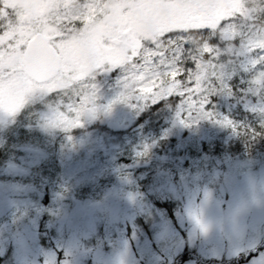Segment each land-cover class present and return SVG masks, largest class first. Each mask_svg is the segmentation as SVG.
Returning <instances> with one entry per match:
<instances>
[{
	"label": "rangeland",
	"instance_id": "obj_1",
	"mask_svg": "<svg viewBox=\"0 0 264 264\" xmlns=\"http://www.w3.org/2000/svg\"><path fill=\"white\" fill-rule=\"evenodd\" d=\"M135 4L213 14L141 30L124 23ZM37 33L61 60L42 85L23 73ZM157 96L179 101L148 130ZM206 128L227 131L224 165L198 155ZM262 141L264 0H0V264H264V247L240 258L264 242Z\"/></svg>",
	"mask_w": 264,
	"mask_h": 264
},
{
	"label": "trees",
	"instance_id": "obj_2",
	"mask_svg": "<svg viewBox=\"0 0 264 264\" xmlns=\"http://www.w3.org/2000/svg\"><path fill=\"white\" fill-rule=\"evenodd\" d=\"M211 43L215 44L216 40H211ZM218 43H220L221 46L224 44L223 41H219ZM183 68H189V65L184 64ZM234 81H235V83H238L237 79H235ZM189 83H187V81L184 79V77H180L176 81V84H178L181 87V89L189 86L190 84L192 85V82L190 84ZM178 101H179V99L177 97L174 98L173 96L168 97V98L158 97L155 104H151L150 98H148L146 103H145V107L143 109L141 119H138V122H141L145 118V120L149 121V123L151 125V126L147 127L146 129L156 131L157 129L152 126V122H150V121H152L153 117L156 114L166 113L168 111L169 112L173 111L175 106L177 105ZM241 115L246 117V118H249V117H247L248 114L241 113L240 116ZM254 126H255V124H254ZM255 131H260V126L258 124H256ZM78 133H80V130H77V131L73 132L72 134L76 135ZM204 136H205V140L200 141V143H201L200 147L198 144V147H199L198 148V155H199V157H201L203 159H210V160L215 161L217 164H223L224 165L226 162V160H225V149H226V143H227V139H226L227 131L221 133L220 135L214 136V135H211L206 128L204 135L202 137H204ZM236 137L237 138L233 141V144L235 145V149L242 148L243 144L245 145L246 142L244 143V139H242L241 136H236ZM249 145L253 146V144L250 142H249ZM261 147H262V149H264V144H262ZM179 203L180 202L173 200V198H165V199H162L159 201L157 200L154 202V204L158 208L164 209L169 214V216L171 217L173 224L176 228H178V225H177V223L173 217V210L178 205L180 206ZM263 238H264V235L262 236V239ZM263 244H264V242L259 246V248L255 252L250 253L248 255V257H246V256L240 257L241 260H243L242 263L246 262L250 257L251 258L254 257L256 255V253H259V250L264 247ZM192 257H196L197 262L203 263V264H229V262H228L229 260H223V259L222 260L202 261V259H200L195 252H191V254H190L189 250H185V252L183 254H181L180 256H177L176 259H174L173 264H183L186 260L191 259ZM236 264H239V263L236 262Z\"/></svg>",
	"mask_w": 264,
	"mask_h": 264
},
{
	"label": "water",
	"instance_id": "obj_3",
	"mask_svg": "<svg viewBox=\"0 0 264 264\" xmlns=\"http://www.w3.org/2000/svg\"><path fill=\"white\" fill-rule=\"evenodd\" d=\"M114 43L117 44V41ZM59 70L60 59L50 46L49 40L41 34L30 39L24 51L23 73L36 83H44L57 76ZM9 169L12 172L24 173L14 167Z\"/></svg>",
	"mask_w": 264,
	"mask_h": 264
},
{
	"label": "flooded vegetation",
	"instance_id": "obj_4",
	"mask_svg": "<svg viewBox=\"0 0 264 264\" xmlns=\"http://www.w3.org/2000/svg\"><path fill=\"white\" fill-rule=\"evenodd\" d=\"M160 10H162L160 8ZM154 9H145L140 4H135L132 6V13L124 18V23L128 25L130 28H140L143 30L145 28V25H149L150 23H155L158 21H169L170 24L177 25L179 23H184L185 25H188L189 23H195L199 20H205V11H197L196 9H192L190 7H176L172 6L171 10H167L163 12V15H160V13H155ZM169 24V23H168ZM179 26V25H178ZM129 30L126 32L128 34ZM145 45V42L143 44V47ZM17 150H20V148H17ZM9 165V164H7ZM10 165L18 166L19 163L15 162Z\"/></svg>",
	"mask_w": 264,
	"mask_h": 264
}]
</instances>
